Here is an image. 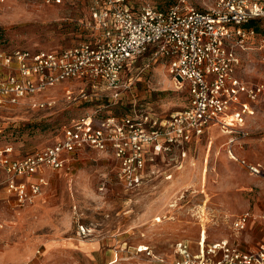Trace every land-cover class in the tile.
Here are the masks:
<instances>
[{
  "label": "rangeland",
  "instance_id": "1",
  "mask_svg": "<svg viewBox=\"0 0 264 264\" xmlns=\"http://www.w3.org/2000/svg\"><path fill=\"white\" fill-rule=\"evenodd\" d=\"M132 1L165 8L179 0ZM187 2L206 9L215 0ZM90 22L82 0L57 6L7 0L0 4V48L61 51L93 38ZM255 26L258 37L251 48L237 50V75L249 84L264 79V19ZM125 77L135 81L131 90L69 82L0 108V148L12 145L17 155L41 150L72 118L97 108L109 111L103 109L106 103L116 102L109 107L113 113L136 109L163 118L188 105L186 84L178 87L165 61L155 63L146 54L127 68ZM65 88L73 97L86 94L88 99L69 102ZM48 99L56 103L41 108L39 102ZM253 110L236 132L211 128L189 148L181 168H174L168 156L160 160L150 180L134 190L125 189L114 162L95 151L77 153L62 169L48 170V183L33 204L0 200V264H172L175 241L186 239L196 250L202 232L209 242L237 239L244 249H257L264 242V177L235 160L264 169V97ZM246 211L252 219L237 231L234 221Z\"/></svg>",
  "mask_w": 264,
  "mask_h": 264
},
{
  "label": "built area",
  "instance_id": "2",
  "mask_svg": "<svg viewBox=\"0 0 264 264\" xmlns=\"http://www.w3.org/2000/svg\"><path fill=\"white\" fill-rule=\"evenodd\" d=\"M39 1L57 6L80 0ZM82 1L90 11L93 38L61 51L0 48V108L19 105L69 82H102L115 91L131 90L135 81L125 77L127 68L146 54L155 63L167 62L179 88L186 84L188 105L163 118L136 109L113 113L109 107L116 102L106 103L103 109L109 111L97 108L72 118L61 135L41 150L17 155L12 145L0 148V200L1 192H6L16 205L33 204L48 183L47 171L62 169L84 151L105 154L114 162L120 184L134 190L150 180L156 163L167 156L181 168L189 148L210 128L236 132L254 113L253 103L264 97V79L249 84L237 75L241 64L237 50H249L258 37L255 24L264 19V0H215L206 9L187 0L165 8L149 2L136 5L132 0ZM67 93L72 103L88 99L86 94L76 98L70 90ZM55 103L48 99L39 106ZM235 160L264 177L261 164ZM260 217L264 220V210ZM251 219L249 211L242 213L234 228L245 230ZM196 250L190 241L176 240L172 264H264V244L244 251L228 239L209 242L202 232Z\"/></svg>",
  "mask_w": 264,
  "mask_h": 264
},
{
  "label": "crops",
  "instance_id": "3",
  "mask_svg": "<svg viewBox=\"0 0 264 264\" xmlns=\"http://www.w3.org/2000/svg\"><path fill=\"white\" fill-rule=\"evenodd\" d=\"M251 116V115H250ZM250 116H248V117H250ZM248 117H247V119H248ZM213 128V127H212ZM215 128V127H214ZM217 129H219L218 127H216ZM211 129V128H210ZM209 129V130H210ZM208 130V131H209ZM220 130V129H219ZM103 159H107V160H109L108 158H103ZM160 162V161H159ZM174 168H176V167H174ZM3 176V174L2 173H0V177H2ZM149 181V180H148ZM1 198H2V200H8L9 199V201L12 199V200H14V197L13 196H11L10 198H9V195L6 193V192H1ZM15 202V201H14ZM206 233V232H205ZM207 234V233H206ZM221 239H226V238H221ZM221 239H218V240H221ZM228 240L231 242V243H234V244H236V245H238L242 250H244V251H253V250H256V249H244L243 247H242V245H241V242L240 241H238L237 239H229L228 238ZM262 244H264V242L262 243ZM261 245V244H260ZM259 245V246H260Z\"/></svg>",
  "mask_w": 264,
  "mask_h": 264
},
{
  "label": "trees",
  "instance_id": "4",
  "mask_svg": "<svg viewBox=\"0 0 264 264\" xmlns=\"http://www.w3.org/2000/svg\"><path fill=\"white\" fill-rule=\"evenodd\" d=\"M66 124V123H65ZM63 127V126H62ZM62 129V128H61ZM20 154V152H18Z\"/></svg>",
  "mask_w": 264,
  "mask_h": 264
}]
</instances>
